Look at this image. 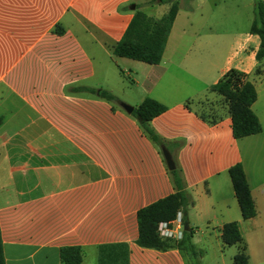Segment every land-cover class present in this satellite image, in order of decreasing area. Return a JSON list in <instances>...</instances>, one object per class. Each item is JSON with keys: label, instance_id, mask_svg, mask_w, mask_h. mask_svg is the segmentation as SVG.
<instances>
[{"label": "crops", "instance_id": "0c3cea01", "mask_svg": "<svg viewBox=\"0 0 264 264\" xmlns=\"http://www.w3.org/2000/svg\"><path fill=\"white\" fill-rule=\"evenodd\" d=\"M264 2V0H261ZM255 0H180L162 61L115 56L137 6L155 19L161 0H0V229L6 264H191L182 251L137 245L138 212L175 192L160 149L120 103L167 107L151 122L193 203L199 264H227L223 227L240 224L250 264H264V62L250 26ZM240 26V25H239ZM247 76L262 132L233 135L228 103L211 87ZM257 70L261 72L257 74ZM123 77L131 80L125 85ZM105 90L111 103L79 88ZM189 104V106L187 105ZM204 111L203 119L198 111ZM244 168L257 216L244 220L229 171ZM236 250V251H234ZM233 264V263H232Z\"/></svg>", "mask_w": 264, "mask_h": 264}, {"label": "trees", "instance_id": "16d2710c", "mask_svg": "<svg viewBox=\"0 0 264 264\" xmlns=\"http://www.w3.org/2000/svg\"><path fill=\"white\" fill-rule=\"evenodd\" d=\"M161 3L171 4L170 11L161 19L148 16L139 10V6H137L134 18L126 33L114 48L115 56L149 65H159L161 63L168 38L180 9V0H161ZM250 33L260 37L261 45L256 58L259 63H262L264 62V2L261 0H255L254 21ZM260 72V70H257V74ZM78 90L95 94L111 103L119 102L109 91L85 87ZM211 91L222 96L228 103L233 135L236 139L246 138L262 132L261 123L252 110L258 94L254 84L247 79L245 74L230 70L223 75L218 83L211 87ZM187 105L189 106V104ZM166 110L167 107L162 103L147 98L135 108L132 114L140 123L145 134L160 149L163 147L167 148V143L153 130L151 122L165 113ZM198 113L203 119H206L204 111H198ZM169 173L174 183L175 192L142 208L138 212L139 237L137 245L144 249L163 252L177 249L186 254L191 264H199L201 253L196 250L193 244V229L190 232H185L183 239L178 242L163 239L159 234L160 224L174 221L179 212L183 214L184 221L187 210L193 203L192 196L185 187L177 164L176 169L169 171ZM229 174L243 219L250 220L255 218L257 209L243 166L241 164L235 165L230 169ZM222 239L227 247L235 246L238 248L233 264H250L247 244L243 238L239 223L226 224L222 229ZM83 256V250L80 247H65L61 250L63 264H82ZM0 264H6L1 229Z\"/></svg>", "mask_w": 264, "mask_h": 264}, {"label": "built area", "instance_id": "2783aa9c", "mask_svg": "<svg viewBox=\"0 0 264 264\" xmlns=\"http://www.w3.org/2000/svg\"><path fill=\"white\" fill-rule=\"evenodd\" d=\"M159 234L163 239L181 241L185 234L183 214L179 212L174 221L160 224Z\"/></svg>", "mask_w": 264, "mask_h": 264}, {"label": "rangeland", "instance_id": "374dc122", "mask_svg": "<svg viewBox=\"0 0 264 264\" xmlns=\"http://www.w3.org/2000/svg\"><path fill=\"white\" fill-rule=\"evenodd\" d=\"M161 5H163L165 9H167V8L170 6L169 3H161ZM253 17H254L253 9H251V10L249 9V10H247L246 12H244V16L241 17V20H244V21H241V22L239 23L240 26H239V25L237 26L238 29L242 31V30L244 29V27L246 28V27L250 26V19L252 20ZM244 24H245V25H244ZM243 25H244V27H243ZM123 81H124L125 85L131 83V80H129L127 77H123ZM200 111H203V110L200 109ZM233 249H236V247H234ZM197 251H198V250H197ZM234 251H236V250H234ZM198 252L206 256L205 251H203V252L198 251ZM234 254L236 255V254H237V251H236ZM227 255H228V257H227V259H226V263H227V264H232V263H233V260H231V258H232L231 256H232V255H230V252H229V254H227ZM235 255H234V257H235ZM234 257H233V258H234ZM200 258H201V257H200ZM200 258H199V260H200ZM188 259H189V258H188ZM190 263H191V262H190ZM201 264H209V257H206V259H205Z\"/></svg>", "mask_w": 264, "mask_h": 264}, {"label": "water", "instance_id": "95a60500", "mask_svg": "<svg viewBox=\"0 0 264 264\" xmlns=\"http://www.w3.org/2000/svg\"><path fill=\"white\" fill-rule=\"evenodd\" d=\"M120 106L128 114H133V112L135 110L134 107H132V106L126 104V103H120ZM162 152H163V156H164V159L166 161L168 170L169 171H174L176 169V163H175L171 153L169 152V150L166 147L162 148ZM184 230H185V232H190L191 231V227H190V223H189V219H188L187 215L184 218Z\"/></svg>", "mask_w": 264, "mask_h": 264}]
</instances>
